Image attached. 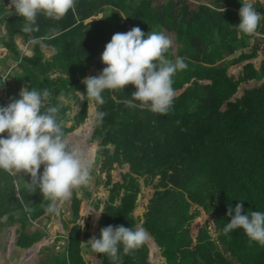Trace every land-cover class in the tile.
I'll return each instance as SVG.
<instances>
[{
    "label": "trees",
    "instance_id": "trees-1",
    "mask_svg": "<svg viewBox=\"0 0 264 264\" xmlns=\"http://www.w3.org/2000/svg\"><path fill=\"white\" fill-rule=\"evenodd\" d=\"M78 1L75 8L86 9L85 16L90 17L84 29L70 28L52 36V45L58 51L50 58L43 60V53L35 47L33 57H20V72L8 73L6 77L0 74V87H11L10 75L15 82L27 80L23 84L29 90L49 89V104L60 107L57 119L63 121L65 137L86 117L87 100L79 113L69 117L68 107L58 94L68 96L72 92V97L79 98L74 93L79 89L86 94L85 85L78 80L82 75L98 76L91 69L101 73L106 67L101 55L115 33H126L133 27L145 34L151 30L168 33L173 44L167 58L183 57L188 65L173 78L175 99L166 115L127 107L125 102L136 90L134 85L102 93L105 104L99 107L107 115L102 122L97 121L90 136L96 139L103 157L97 180L103 179L109 194L101 208L96 205L95 214L82 211L87 237L99 238L100 229L108 225L135 228L138 221L132 210L140 191L133 175L136 174L143 177L144 187L151 190L137 218L142 216L141 226L152 234L162 264H264V246L250 243L243 229L227 235L223 232L231 220L227 215L229 205L234 209L242 203V215L248 211L264 212V83L237 92L241 83L252 82L258 72L264 74V59L259 71L250 61L257 55L264 56V19L255 34L245 35L236 28L240 22V0H214L215 6L202 3L197 10L191 9L187 0ZM254 7L264 14V0H255ZM67 16L62 19L66 24L71 21ZM23 24L22 17L12 15L6 31L12 35L21 31ZM47 26L42 23L39 31L32 34L46 33ZM69 35L82 37L84 42L76 47L67 46ZM257 35L261 40L249 42L250 37ZM6 43L13 50V43ZM64 48L75 51V55L68 53L62 57ZM18 54L15 51L16 57ZM53 65L66 75L50 77L48 72ZM232 96L235 98L230 100ZM8 99L0 98V107L7 106L14 97ZM91 110L92 107L89 116ZM123 166L128 168L126 172L120 170ZM156 174L160 179L155 184ZM22 176L30 182V175ZM0 183V216L19 211L25 221L32 223L41 215L49 218L45 215L48 202L43 201L38 189L31 193L25 187L17 196L13 176L3 170ZM72 198L78 216L79 200ZM25 204L33 211L25 212ZM202 215L207 216L206 220L192 230V222ZM63 223V227L53 225L51 231L57 234L67 230L65 249L40 264H86L79 247L80 225H69L65 220ZM28 231L32 232L23 231L17 239L21 247L28 248L46 236L55 238L46 228L30 225ZM150 252L152 248L146 241L132 254L122 255L121 264H150ZM95 256L99 264H112L105 254Z\"/></svg>",
    "mask_w": 264,
    "mask_h": 264
},
{
    "label": "clouds",
    "instance_id": "clouds-1",
    "mask_svg": "<svg viewBox=\"0 0 264 264\" xmlns=\"http://www.w3.org/2000/svg\"><path fill=\"white\" fill-rule=\"evenodd\" d=\"M254 2L240 0V22L236 28L245 35L255 34L264 19ZM75 3L76 0H10L5 8L7 17H22L21 31L31 34L39 31V15L59 21L70 10H75ZM221 10L225 11L223 7ZM172 44V39L162 31L151 30L145 34L139 27H133L126 33H115L101 55L106 67L100 75L82 80L86 94L78 91L80 100L103 106L102 93L105 90H123L131 84L136 90L126 100L127 107L168 114L175 99L173 78L188 67L183 57L167 58L166 53ZM50 98L51 91L47 88L29 90L22 87L19 99H12L7 106L0 107V134L7 133L6 136L0 135V170L16 178L23 179L21 174L30 175V182L23 179L26 189L31 193L38 189L43 201L48 202L45 212L58 214L60 204L68 201L75 189L91 182L94 162L79 147L69 144L63 121L57 119L60 107L50 105ZM98 109L95 116L98 122H102L107 113ZM24 210L33 211L27 204ZM242 211V203L234 209L229 205L227 215L231 220L223 228L224 234L243 229L250 243L264 246V212L248 211L242 215ZM80 227H84V222ZM148 239L149 234L143 227L108 225L100 229L99 238L92 236L82 244L89 246L94 253L107 255L112 264H121L122 255L132 254Z\"/></svg>",
    "mask_w": 264,
    "mask_h": 264
},
{
    "label": "rangeland",
    "instance_id": "rangeland-1",
    "mask_svg": "<svg viewBox=\"0 0 264 264\" xmlns=\"http://www.w3.org/2000/svg\"><path fill=\"white\" fill-rule=\"evenodd\" d=\"M202 3H205L207 5H211V6H215L214 0H187V5L194 10L198 9V6ZM107 11V8H106ZM2 15V13H0V16ZM2 24L0 23V30H1V35H4L2 33V31L4 29H2ZM4 32V31H3ZM167 36H170V34L165 33ZM7 39V38H5ZM256 39V38H255ZM254 40V38H250L249 42H252ZM15 41L14 43L16 44L14 46V48L17 51L26 53V54H31V51L28 50L25 45H23L22 42L19 41V36L16 35L15 36ZM7 56V59H6ZM14 56V51L12 50H7L5 47H3L0 44V74H3L4 77L7 76L8 73H11V75H14L15 72H18L21 68L17 65V62L12 60L11 58H13ZM234 57V56H233ZM12 60V61H11ZM251 62L254 64V66H257V58L255 59H251ZM58 70H61V68L59 67ZM95 74H97L96 71H94V69H91ZM66 75V73H64ZM9 83L10 86L13 84V78L9 75ZM27 81L24 80V83H26ZM260 83V82H259ZM258 83V84H259ZM59 83H57L58 85ZM17 89L15 86H13L11 88V90H9V92H5L4 88H0V98L1 99H5L7 97H9L8 100L12 99V96L15 95L14 99H19V92H20V86L22 85L21 83L17 84ZM253 85V83L251 84H244L241 83L240 84V89L238 90V93L240 94L242 91L243 87H248ZM80 92V91H79ZM79 92L78 91H74L75 94L78 95L79 98H74L72 97V92H70V94H68V96H63L60 95L58 98L62 99L64 101V104L68 107V116L72 117L75 114L79 113V110L82 107L83 101L80 100V96H79ZM82 93V92H81ZM90 107H92V110L90 112L89 116V109ZM98 109V105H96L94 102L93 103H88L87 102V108H86V117L84 118V120L80 123L79 126H77L74 130H72L70 132V134L66 135V139L68 142H70V145H74L79 147L82 151H84L86 153V155L88 157H90L93 160V172H92V177L93 179L91 180V182L86 185V186H82L78 189H75L72 193V196H75L76 198H78L80 200L79 204L81 207V211H85V210H91L92 214H95L97 212V207L96 205L99 206V208H101L103 206V202L108 199L107 194L109 192V186H105L103 179L101 180H97V176H99L100 174L97 172V170L99 169L101 163H102V156L99 152V145L96 143V139H91V133L92 130L94 129V127L97 125V119L95 116V113ZM90 118V121H88V119ZM93 119V122H92ZM92 122V123H91ZM85 132V133H84ZM78 139H77V138ZM110 151L113 150V147L111 145H108ZM122 172H125L128 170V168L126 166H123L120 169ZM160 179V175L156 174L153 178V183H158ZM138 184H139V188L140 191L138 192L137 195V199L135 201V206L133 208L134 212L133 215H137L141 214V210L140 208H138L139 206V199L141 197L142 202L146 201V198L151 196V190H147L144 186H143V180L142 179H138ZM155 188H152V190H154ZM71 196V198H72ZM71 198L68 201L63 202L62 204H60V206L65 205L64 203H68L65 205L64 208H60L61 213L58 216H53V218L51 219V221L53 223H57L56 219H71V218H77L79 216H76V214L71 213V215H66L65 214V209L66 207L70 206L71 203ZM118 199L115 200V202H117ZM54 214V213H53ZM70 217V218H67ZM207 216L206 215H202V216H198L191 224V229L192 230H196L197 227L199 225H201L205 220H206ZM42 219V218H41ZM40 218L38 220H35L33 223L36 224H42L46 222V219H42ZM136 220L138 221L135 225L136 226H140L142 227V221L143 219L141 218H136ZM8 223H2L0 224V232L3 231L4 226L9 224L10 221H7ZM43 222V223H42ZM11 224L13 225V222H11L9 225L11 226ZM30 226V224H29ZM58 226V225H56ZM34 227H36L34 225ZM145 229V227H143ZM29 230V229H28ZM146 230V229H145ZM54 231V230H53ZM62 231V230H61ZM59 231V233L61 232ZM147 233L149 234V239L148 244L150 245V247L152 248L153 252H150L149 256L151 259L150 264H162L163 263V259L162 257L160 258V255L158 254V246L154 248L155 244H154V238L152 237V234L149 233L148 230H146ZM213 236H217V233L211 231ZM14 235L13 232L9 233V235L7 236V238H5L3 241L0 239V250L3 254H5V260L9 262V264H38V260H43L45 259V255L49 254V253H43L41 251H39L38 247L35 245H33L31 248L26 249L25 247L18 249L17 250V259H13L12 257H10L9 251H12L15 247L10 246L11 244L13 245L14 243V237L12 236ZM83 234L81 236V233H79V247L81 248V252L83 254V257L86 261H89L91 264H98L99 259L94 255V253L92 251H90V248L87 245L82 244V242H86L90 239V237H86L84 238ZM67 236L68 233H62L60 234V236L58 238H56L57 240H54L53 242H51L49 244V247L53 246L55 251L60 250V245H62V249L61 251H63L65 249V245L67 243ZM52 237H49V239H51ZM12 241V242H11ZM56 247V248H55ZM155 249H157V251L155 252ZM60 252V251H58ZM156 254H158V257H156ZM50 255V254H49ZM157 258V259H156ZM1 261V260H0ZM1 264V262H0Z\"/></svg>",
    "mask_w": 264,
    "mask_h": 264
},
{
    "label": "crops",
    "instance_id": "crops-1",
    "mask_svg": "<svg viewBox=\"0 0 264 264\" xmlns=\"http://www.w3.org/2000/svg\"><path fill=\"white\" fill-rule=\"evenodd\" d=\"M10 3V0H0V13H2V15L0 16V23L2 24V29H4L3 31H2V33L4 34V35H1V30H0V44L3 46V47H5L7 50H11L12 51V49H10L9 47H8V45H7V43L6 42H12L13 43V51H14V56H13V58H11L12 60H14V61H16L17 62V65L19 66V61H20V57L22 56V55H25L26 57H33L34 56V54H35V47H38L39 49H40V51L43 53V60H46V58H50L51 57V55H53V54H55L57 51H58V49L55 47V46H53L52 45V36H55V35H57V34H59V33H61V32H63V31H66V29H70V28H75V27H77V28H82V29H84L85 28V24L90 20V17L89 16H85V12H86V9H76L75 8V10L74 11H72V10H70L66 15H69V16H67V17H69L70 19H71V21L68 23V24H66V20L64 19V20H59V21H56V20H52V19H47V18H45L43 15H39L38 16V19H37V24H38V26L39 25H41L42 23H45V24H48V26H47V32L46 33H44V34H41V35H39V36H35V35H33L32 33L31 34H26V33H24L23 31H17L16 33H14V34H12V35H10L7 31H6V23H7V20L10 18V17H12V16H8L7 17V14H6V6L8 5ZM76 3H79V1L78 0H76ZM16 17H18V15H16ZM20 17V16H19ZM16 35H18L19 36V41L20 42H22L23 43V45H25V47L28 49V50H30L31 51V54H26V53H23V52H20V51H17L15 48H14V46L16 45L14 42L15 41H13V40H15V36ZM5 38H7V39H5ZM250 38H254V37H250ZM249 38V39H250ZM256 38V39H255ZM254 38V40L251 42V43H253L255 40H261V36L260 35H257L256 37ZM39 41V42H34V41ZM66 45L67 46H73V47H76V46H79V45H81L83 42H84V39L82 38V37H78V36H75V35H69L68 37H66ZM60 44H58V48L60 49V46H59ZM66 46V47H67ZM15 51H17V52H19V54L17 55V57H16V55H15ZM68 53H71L72 55H75V51H72V52H69L68 50H67V48H64L63 50H62V53H61V56L62 57H64L66 54H68ZM18 58V59H17ZM255 58H257V66H255L256 67V69L259 71V69H260V66H261V61H262V59H264V56L263 55H257ZM255 58H253V59H255ZM6 59H7V56H6ZM11 60V61H12ZM251 61V60H250ZM20 67V66H19ZM58 68H59V66H56V65H53V67H51V70L48 72V74H49V76L50 77H52V78H57L58 76H60V75H63V76H65V74L63 73V71L62 70H58ZM92 71V70H91ZM95 71V70H94ZM19 72H20V70H19ZM93 72V71H92ZM97 72V74H95V75H100V72L99 71H96ZM94 73V72H93ZM259 74H258V76H257V78H255V80H253L254 82H252L253 83V85H255V86H257V85H260L261 83H264V74H261V72H258ZM87 76H85V75H82L80 78H79V80H78V83L79 84H82V80L84 79V78H86ZM15 79H13V84L11 85V87H9V86H4V87H0L1 89L2 88H4V91L5 92H9V90L8 89H10L11 90V88L13 87V86H15L16 87V89H17V84L18 83H21L22 85L20 86V90H21V88L22 87H25V84H23L24 83V81L23 82H15L14 81ZM27 81V80H26ZM260 82V83H259ZM27 83V82H26ZM259 83V84H258ZM55 85H57V83H55ZM77 91H80V92H82V89H79V90H77ZM19 94V93H18ZM60 95H63L62 93H59L58 94V96H60ZM64 96V95H63ZM12 97H15V95H13ZM234 97V96H233ZM98 108H99V106H98ZM99 111V110H98ZM70 144V143H69ZM113 147V146H112ZM126 172V171H125ZM22 175V174H21ZM134 176H136L137 177V180L138 179H142L143 180V186H144V179H143V177H141V176H138V175H136V174H133ZM13 182H14V186H15V189H16V195L18 196V195H20V193H21V190L23 189V188H25V185H24V181H23V179L21 180V178H16V177H13ZM1 184V183H0ZM108 186V185H107ZM108 194H109V192H108ZM108 194H107V197H108ZM138 195V194H137ZM75 197V196H74ZM76 198V197H75ZM76 199H78V198H76ZM137 199V198H136ZM79 200V199H78ZM79 202H80V200H79ZM118 202V201H117ZM72 203H73V198L71 199V203H70V206L69 207H66V209H65V214L68 216V215H71V213H74V210H73V207H72ZM67 204V203H66ZM104 204V203H103ZM80 205V204H79ZM143 206V203H142V200H141V197H140V199H139V206H138V208H140V210H141V207ZM60 208H64V205H62V206H60ZM61 210V209H60ZM82 209H81V207H80V210H79V213H78V216L79 217H77L76 218V220L74 219V218H71V219H56V222L57 223H53L52 221H51V219L53 218V216H58V215H60V213H61V211H59V213L58 214H47L46 212H45V215H47V217H49V218H45L44 217V215H41L39 218L41 219H46V222L45 223H43V225L42 224H36V223H32V222H28V220H26L25 221V219H24V214H22V212H19V211H17V212H15L14 214H12V215H10L9 213H7V214H5V215H3V216H0V224H2L3 222L4 223H8L7 221H10V223L11 222H13V225L11 224V226L9 225V224H7V225H5L4 226V229H3V231L2 232H0V239L3 241L5 238H7V236L9 235V233H11V232H13L14 233V246L11 244L10 246H12V247H15L12 251H9V254L11 255V254H13V256H10V257H12L13 259H17V250L18 249H21V248H23V247H21L18 243H17V239H19V237H20V235H21V233L23 232V231H26V232H28V233H30V232H32V231H28V229L30 228V226H29V224L30 225H35V226H37V227H39V228H46V230H49V231H51V228L53 227V225H58L59 227L61 226V227H63L64 226V220L66 221V222H69V225L71 224V225H74V224H78V225H81L82 224V222H84V227L83 228H81L80 227V231H79V233H81V236L83 235V234H85L84 235V238H86L87 237V235H86V233H87V227H86V222L84 221V220H82L81 219V214H82V211H81ZM133 212H134V210H132V214H133ZM75 214V213H74ZM140 214H138V216H139ZM134 216V215H133ZM137 215H135L134 217L135 218H137L138 217ZM141 217V219H142V216H140ZM38 218V219H39ZM67 218H70V217H67ZM38 219H36V220H38ZM41 219V220H42ZM34 222V221H33ZM66 224H68V223H66ZM69 227H67V229H68ZM64 229V228H63ZM54 235H55V238H53L52 236H50V237H52L51 239H49V236H46V237H48V238H46V237H43L42 239H40V240H38L37 242H35V243H33L30 247H28V248H26V249H29V248H31L33 245H35L36 244V246L38 247V249H39V251H41V252H43V253H49V254H46L45 255V259H47L48 260V258H52L53 257V255H55V254H58L59 252L58 251H61V249H62V245H60V250H58V251H55L54 250V247L53 246H51V247H43V246H45V244H50L51 242H53L54 240H57L56 238H58L59 236H60V234H62V231L60 232V233H57V234H55L54 233V231H51ZM64 233H66L67 232V230H65L64 229V231H63ZM79 233H78V235H79ZM93 233H96V232H93ZM13 236V235H12ZM86 236V237H85ZM44 238H46V239H44ZM44 239V240H43ZM49 241H48V240ZM12 242V241H11ZM148 242V241H147ZM154 244H155V246H154V248L155 247H157V245H156V243L154 242ZM56 248V247H55ZM91 251V250H90ZM157 251V249H155V252ZM158 252V251H157ZM80 253H81V255L83 256V254H82V252H81V248H80ZM94 253V252H93ZM94 255H95V253H94ZM158 256V255H157ZM84 258V257H83ZM98 258V257H97ZM160 258H161V256H160ZM45 259H43V260H38V264H40V262H42V261H44ZM0 262H1V264H9V262L8 261H6L5 260V254H3L2 252H1V250H0ZM85 260V259H84ZM85 262H86V264H89L88 262L89 261H86L85 260ZM49 264H51V263H49ZM98 264H99V262H98Z\"/></svg>",
    "mask_w": 264,
    "mask_h": 264
},
{
    "label": "water",
    "instance_id": "water-1",
    "mask_svg": "<svg viewBox=\"0 0 264 264\" xmlns=\"http://www.w3.org/2000/svg\"><path fill=\"white\" fill-rule=\"evenodd\" d=\"M252 82H254V81H252ZM252 82L245 81V83H246V84H249V83H252ZM239 89H240V88L238 87V88H237V92H238V90H239ZM237 95H238V93H236V95H235V96H237ZM235 96H234V97L232 96V97L230 98V100H233V99L235 98ZM98 110L100 111V107H99V109H98ZM76 138H77V137H76ZM78 138H79V137H78ZM78 138H77V139H78ZM69 143H70V142H69ZM10 256H13V254H11Z\"/></svg>",
    "mask_w": 264,
    "mask_h": 264
},
{
    "label": "bare ground",
    "instance_id": "bare-ground-1",
    "mask_svg": "<svg viewBox=\"0 0 264 264\" xmlns=\"http://www.w3.org/2000/svg\"><path fill=\"white\" fill-rule=\"evenodd\" d=\"M93 115V114H92ZM92 115H90V116H92ZM93 120V119H92ZM88 121H90V118H89V120ZM72 146H74V145H72ZM68 204V203H67ZM13 237H14V235H13ZM158 254H156V256H157Z\"/></svg>",
    "mask_w": 264,
    "mask_h": 264
}]
</instances>
